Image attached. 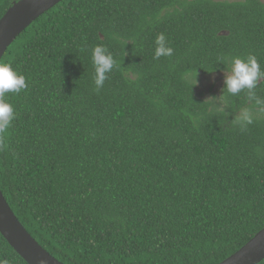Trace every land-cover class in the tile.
Listing matches in <instances>:
<instances>
[{
  "label": "trees",
  "instance_id": "16d2710c",
  "mask_svg": "<svg viewBox=\"0 0 264 264\" xmlns=\"http://www.w3.org/2000/svg\"><path fill=\"white\" fill-rule=\"evenodd\" d=\"M19 1L0 0V20ZM161 34L173 51L156 58ZM97 45L116 61L99 91ZM249 55L264 70V0H64L40 16L1 61L27 83L6 95L15 119L0 134L21 224L63 264L240 251L264 229V113L247 91L216 103L198 83ZM254 92L264 101V79ZM246 109L252 123H237ZM0 264H28L1 233Z\"/></svg>",
  "mask_w": 264,
  "mask_h": 264
},
{
  "label": "water",
  "instance_id": "95a60500",
  "mask_svg": "<svg viewBox=\"0 0 264 264\" xmlns=\"http://www.w3.org/2000/svg\"><path fill=\"white\" fill-rule=\"evenodd\" d=\"M64 0H21L0 20V63L16 39L40 16ZM0 233L28 264H63L29 234L0 188ZM264 261V229L240 251L220 264H260Z\"/></svg>",
  "mask_w": 264,
  "mask_h": 264
},
{
  "label": "clouds",
  "instance_id": "9594fccd",
  "mask_svg": "<svg viewBox=\"0 0 264 264\" xmlns=\"http://www.w3.org/2000/svg\"><path fill=\"white\" fill-rule=\"evenodd\" d=\"M157 48L155 57L170 56L172 49L165 46V37L163 34L157 37ZM229 65L225 73L224 84L221 97L227 95H238L242 91H247L250 98L256 100L259 113H264V101L255 97L254 89L258 82L264 79V70L261 69L254 55H249L246 59L233 57L226 60ZM92 64L95 70L94 83L96 90L99 91L105 80L116 65L114 57L109 53L108 49L102 45H97L92 49ZM27 87L26 78L13 70L8 63H0V134L5 133L12 121L15 119V111L13 106L5 100L9 93L19 94ZM217 110H220L219 108ZM253 115L249 110H244L237 123H252Z\"/></svg>",
  "mask_w": 264,
  "mask_h": 264
},
{
  "label": "rangeland",
  "instance_id": "374dc122",
  "mask_svg": "<svg viewBox=\"0 0 264 264\" xmlns=\"http://www.w3.org/2000/svg\"><path fill=\"white\" fill-rule=\"evenodd\" d=\"M224 79L225 73L202 77L198 83V94L203 99L219 103V98L224 87Z\"/></svg>",
  "mask_w": 264,
  "mask_h": 264
}]
</instances>
